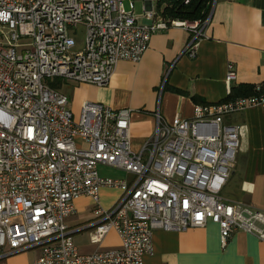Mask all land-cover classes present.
Wrapping results in <instances>:
<instances>
[{
    "label": "built area",
    "instance_id": "1",
    "mask_svg": "<svg viewBox=\"0 0 264 264\" xmlns=\"http://www.w3.org/2000/svg\"><path fill=\"white\" fill-rule=\"evenodd\" d=\"M134 1L0 0V261L39 249L33 264H144L153 231L182 232L209 221L223 246L235 232L264 241V212L220 196L240 144V128L225 118L264 108V84L247 97L195 105L190 119L166 122L157 113L139 152L131 148V110L85 103L76 118L68 98L48 84L104 87L120 61L139 62L150 38L171 27L190 33L184 54L196 57L209 16L166 21L153 9L192 0H140V17ZM79 26L85 43L74 53L70 29ZM235 80L229 64V94ZM100 166L133 180L103 178ZM103 188L122 193L110 210L100 205ZM81 197L94 202L93 222L70 229L66 220ZM83 229L95 245L115 232L120 248L80 255L73 235Z\"/></svg>",
    "mask_w": 264,
    "mask_h": 264
},
{
    "label": "crops",
    "instance_id": "2",
    "mask_svg": "<svg viewBox=\"0 0 264 264\" xmlns=\"http://www.w3.org/2000/svg\"><path fill=\"white\" fill-rule=\"evenodd\" d=\"M153 9L166 21L180 20L171 19L165 6L153 4ZM208 16L194 59L184 54L189 32L171 27L156 33L141 60L120 61L106 86L73 83L68 98L73 115L77 118L85 103L131 110V148L139 152L153 134L157 113L166 122L176 116L190 119L195 105L225 102L240 88L264 84V0H213ZM229 64L236 72L230 94L225 84ZM225 124L240 128V144L220 196L264 212V108H248L229 116ZM98 171L103 178L133 180L108 167L100 166ZM121 195L118 189H101V207L110 210ZM74 207L75 214L66 220L68 227L89 226L94 219L92 199L81 197ZM73 241L80 255L120 248L119 236L113 231L97 245L91 244L88 229L75 233ZM152 245L153 252L143 258L144 264H264V241L235 232L223 246L218 225L210 221L182 232L155 230Z\"/></svg>",
    "mask_w": 264,
    "mask_h": 264
},
{
    "label": "rangeland",
    "instance_id": "3",
    "mask_svg": "<svg viewBox=\"0 0 264 264\" xmlns=\"http://www.w3.org/2000/svg\"><path fill=\"white\" fill-rule=\"evenodd\" d=\"M143 1L140 0H135V14L136 16L140 17L143 14ZM125 6L127 7V2H125ZM70 36L74 39L76 43V47L74 48L73 52L77 53L81 51L84 47L85 43V37H86V31L85 28L82 26H79L74 29H70ZM48 84L59 91L60 93L64 94L67 98L71 96L72 93V87L73 83L72 81L64 80V79H50L47 81ZM229 117H226L227 119ZM110 170V168H109ZM111 171H114L111 169ZM224 194V192L222 193ZM86 233H83L82 235H85ZM40 255V250L39 249H32L28 250L19 254H16L14 256H11L4 261L0 262V264H9V260H14L16 264H33L34 261L39 257ZM7 261V262H6Z\"/></svg>",
    "mask_w": 264,
    "mask_h": 264
},
{
    "label": "trees",
    "instance_id": "4",
    "mask_svg": "<svg viewBox=\"0 0 264 264\" xmlns=\"http://www.w3.org/2000/svg\"><path fill=\"white\" fill-rule=\"evenodd\" d=\"M213 0H192V2L184 6L181 3H174L167 8L166 13L171 19H180L188 21H203L208 17ZM253 87H244L234 92V97H247L253 94Z\"/></svg>",
    "mask_w": 264,
    "mask_h": 264
}]
</instances>
